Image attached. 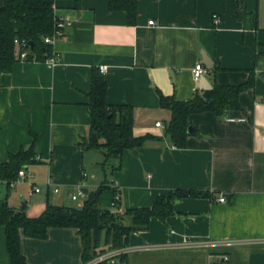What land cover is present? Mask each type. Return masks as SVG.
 Returning a JSON list of instances; mask_svg holds the SVG:
<instances>
[{
  "label": "crops",
  "instance_id": "obj_1",
  "mask_svg": "<svg viewBox=\"0 0 264 264\" xmlns=\"http://www.w3.org/2000/svg\"><path fill=\"white\" fill-rule=\"evenodd\" d=\"M56 14L73 23L54 44L59 63L21 60L1 77L0 162L35 139L39 162L27 168L31 183L18 184L13 195L0 186V202L17 211L26 202L27 215L37 217L48 201L72 206L74 194L106 180L99 150L87 148L92 72L106 66L108 103L133 106L135 135L161 139L125 150L99 205L115 210L114 188L120 211L151 207L176 189L213 194L177 201L175 215L132 233L129 247L117 251L126 256L123 264H264V0H139L135 26L125 13L111 12L108 0H84L79 10L61 0ZM200 63L209 72L196 81ZM252 72L255 86L240 95L241 111L191 115L197 131L186 148L172 146L165 135L171 114L160 107L158 91L187 101L216 84H244ZM31 184L42 191L30 195ZM222 195L227 203L218 202ZM20 234L29 264H85L76 229L51 228L45 240ZM10 263L0 227V264Z\"/></svg>",
  "mask_w": 264,
  "mask_h": 264
},
{
  "label": "trees",
  "instance_id": "obj_2",
  "mask_svg": "<svg viewBox=\"0 0 264 264\" xmlns=\"http://www.w3.org/2000/svg\"><path fill=\"white\" fill-rule=\"evenodd\" d=\"M61 0H0V87L3 74L13 71L21 61L20 48L16 40L25 42L29 50L26 61L46 62L53 56L54 46L45 43V37L56 31V4ZM79 10L84 0H70ZM111 12H123L127 23L135 26L138 21L139 0H108ZM220 68H216L218 70ZM255 86L252 72L249 80L241 85H220L203 92H196L187 101L159 92L160 107L171 114L165 135L173 147L184 149L191 136L189 128L194 127L190 116L206 112L226 116L233 111H241L240 95ZM108 84L100 69H93L91 90L88 94L91 111V138L88 149L103 150L104 161L100 164L107 171H117L122 167L125 150H138L148 141L160 140L153 134L136 136L135 109L130 105H111L107 101ZM195 128V127H194ZM196 129V128H195ZM197 131V129H196ZM97 140L93 141L92 136ZM103 142H100V140ZM39 162L36 139L30 147H22L10 154L7 162H0V186L11 191L10 183L18 178L22 169ZM112 188L106 178L100 186L88 192L80 207L55 205L48 201L45 210L37 217L11 207L7 199L0 202V227H5L7 251L10 264H29L22 252L21 234L39 240L48 238L51 228L76 229L81 237L83 263L88 264L99 256L122 251L129 247L131 234L149 228L151 220L157 218L165 222L176 214L177 201L185 198H211L207 191L176 189L168 195L159 196L151 207L121 209L120 190L114 188V209H102L99 199L102 193ZM131 223L127 224L126 220ZM120 261H118V260ZM126 256L115 257L116 264H123ZM99 264H111L109 260Z\"/></svg>",
  "mask_w": 264,
  "mask_h": 264
},
{
  "label": "built area",
  "instance_id": "obj_3",
  "mask_svg": "<svg viewBox=\"0 0 264 264\" xmlns=\"http://www.w3.org/2000/svg\"><path fill=\"white\" fill-rule=\"evenodd\" d=\"M214 19H215V23L219 24L220 23V18L218 15H214ZM72 20L69 17H64V16H58L56 17V31L53 34V36H48L45 37V43L53 45L56 43V41H58L59 39L63 38L64 36V32L65 29L72 26ZM150 25L154 24V21H150L149 22ZM16 44L17 46L20 48L19 54H20V58L21 60H26V58L28 57L29 54V50L27 49V44L23 41H19L16 40ZM59 56L58 54H56L55 52L53 53V56L50 57L46 62H49L51 64H58L59 63ZM107 70L106 66H101L100 67V71L101 73L105 74ZM209 72V70L205 67V65L203 64H197L196 67L193 70V75L196 81H199L205 74H207ZM227 120L229 122L232 123H244L247 121L246 118L241 117V118H234V117H227ZM157 127H163V124L161 122L156 124ZM33 178L32 174H30L27 169H22L19 172L18 178L10 183L11 188H15L18 184L20 183H25V182H30L31 183V179ZM33 189L30 192V195L36 194V193H40L42 191V188L38 185L35 184H31ZM48 186H51V182H49L47 184ZM56 193L59 192V189H55L54 190ZM84 196V192L83 190L78 191L77 194H74L72 196L73 200H78L79 197H83ZM218 202L220 203H227L228 200L226 198V196H220V198H218ZM119 252H112L109 253L107 255H103V256H99L97 257L95 260H93L92 262L88 263V264H99V263H103L106 260H109L111 264H116L117 261L115 260V257L117 255H119ZM224 260H228V257L225 256Z\"/></svg>",
  "mask_w": 264,
  "mask_h": 264
},
{
  "label": "rangeland",
  "instance_id": "obj_4",
  "mask_svg": "<svg viewBox=\"0 0 264 264\" xmlns=\"http://www.w3.org/2000/svg\"><path fill=\"white\" fill-rule=\"evenodd\" d=\"M100 142H103V140L101 139L100 140ZM98 154H100V157H101V159L104 161V152H103V150H99V151H96ZM101 160V161H102ZM98 169H99V171L102 173V169L100 168V167H98ZM89 171V170H88ZM113 172L114 171H112V169L111 170H108L107 171V176H105V174H104V177L105 178H107L108 179V181L111 183V177H112V174H113ZM89 179H92V174H91V172L89 171ZM109 190V189H108ZM6 190L4 189V191L2 192V193H4V194H7L8 192L6 191ZM14 191H15V189H11V194L12 193H14ZM13 195V194H12ZM84 200H85V196H83V197H80L79 198V200L78 201H72V200H70L69 202H68V204L69 205H72V206H75V207H78L79 205H82V203L84 202ZM102 209H105V208H103L102 206H100ZM17 210V209H16ZM126 223L127 224H130L131 223V221H130V219H127L126 220Z\"/></svg>",
  "mask_w": 264,
  "mask_h": 264
},
{
  "label": "water",
  "instance_id": "obj_5",
  "mask_svg": "<svg viewBox=\"0 0 264 264\" xmlns=\"http://www.w3.org/2000/svg\"><path fill=\"white\" fill-rule=\"evenodd\" d=\"M241 17L243 18L244 21V28L245 30H252V24H251V18L249 16L246 15L245 12H241ZM209 67H211V65H208ZM195 128L194 127H190L189 128V133L191 135L195 134ZM93 140L96 141V135H93ZM84 194L86 195L88 193V191L86 189H83ZM21 211L25 212L28 209V206L26 204V202H23L22 206H21Z\"/></svg>",
  "mask_w": 264,
  "mask_h": 264
}]
</instances>
